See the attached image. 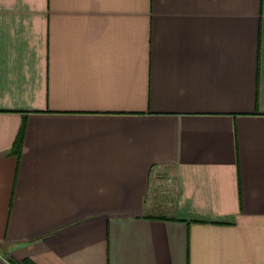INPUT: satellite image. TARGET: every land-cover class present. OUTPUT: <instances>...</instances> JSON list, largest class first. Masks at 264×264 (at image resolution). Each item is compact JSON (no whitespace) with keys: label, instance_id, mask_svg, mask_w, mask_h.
I'll return each instance as SVG.
<instances>
[{"label":"crops","instance_id":"obj_1","mask_svg":"<svg viewBox=\"0 0 264 264\" xmlns=\"http://www.w3.org/2000/svg\"><path fill=\"white\" fill-rule=\"evenodd\" d=\"M264 264V0H0V264Z\"/></svg>","mask_w":264,"mask_h":264},{"label":"trees","instance_id":"obj_2","mask_svg":"<svg viewBox=\"0 0 264 264\" xmlns=\"http://www.w3.org/2000/svg\"><path fill=\"white\" fill-rule=\"evenodd\" d=\"M27 264H29V263H27Z\"/></svg>","mask_w":264,"mask_h":264}]
</instances>
